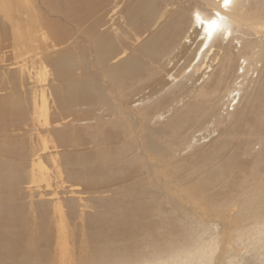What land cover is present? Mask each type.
Here are the masks:
<instances>
[{
    "label": "bare ground",
    "instance_id": "1",
    "mask_svg": "<svg viewBox=\"0 0 264 264\" xmlns=\"http://www.w3.org/2000/svg\"><path fill=\"white\" fill-rule=\"evenodd\" d=\"M65 1L77 20H92L88 48L40 57L48 83L41 92L24 95L23 74L0 75L1 128L25 120L27 110L61 125L41 147L0 137V264H210L209 244L171 255L183 235L180 210H189L181 201L210 213L236 197L250 218L264 213V0ZM14 2L0 0L2 16L23 10ZM50 30L61 44L60 30ZM185 94L182 108L152 123ZM222 106L231 112L210 142ZM252 134L263 138L256 154L246 147ZM192 141L209 143L175 160L172 152ZM46 143L64 149L50 158L53 170L39 161ZM242 150L251 158L241 159ZM49 177L87 194L89 204H31L35 215L26 216L14 199L18 184ZM263 231L257 227L250 246Z\"/></svg>",
    "mask_w": 264,
    "mask_h": 264
},
{
    "label": "rangeland",
    "instance_id": "2",
    "mask_svg": "<svg viewBox=\"0 0 264 264\" xmlns=\"http://www.w3.org/2000/svg\"><path fill=\"white\" fill-rule=\"evenodd\" d=\"M9 1L11 2V7H14V0ZM42 1L43 0H21L20 5H23V10L21 9V11L18 12V10L13 9L10 18H5L0 12V75L15 73L16 77L23 74L25 79L23 78V84H21L19 89H21L24 95L25 93L32 94L31 92L33 90L31 88L41 92V86L48 84L37 66L40 57H42V59L49 56L54 57L59 48H68L71 52L76 51L79 46H83L86 49L88 48L86 40L88 39L89 32H87V30L92 20L88 19V17L77 20L72 14V7L69 9L70 4L65 0L52 1L57 2L60 6L61 2L64 3V6L68 5V11L66 13L61 8L55 11V13L50 12L44 7ZM44 21H48V25H45ZM50 21L51 23L49 24ZM51 27L54 30L56 27L60 30L62 34L61 39L63 40L61 44H58L56 40H54L50 30ZM198 28H200L199 25ZM13 30L18 36L21 35L17 43H15V36L12 34V32H14ZM31 67L32 69H30ZM33 71H36V73ZM188 83L189 82H187V85ZM247 88H249V86ZM3 93H5V90L0 91L1 95ZM134 98L137 99V96ZM187 101L188 95H181L178 97L177 102L170 107V110L163 113L162 119H157L158 121L154 119L152 123L155 125H157V123L160 124L163 120L168 118L173 110L172 108L180 109ZM132 105L135 107H142L144 102L142 104L137 101L132 103ZM230 112L231 110L229 108L227 109L225 106L219 107V119H214L215 122L212 120V124H209L210 129L213 130L209 135L210 137H207L210 142L221 137L223 131L222 126L227 121V115ZM24 117L26 118L25 120L8 122L5 124L6 127H0V137H4L5 135L16 140H24L25 144H29H27L29 148L32 145L41 147L46 141L45 139L50 137V133L53 132V129L61 128V125L51 123L52 119L49 115H32L30 111L27 110ZM220 120H224V122L220 123ZM52 127L54 128L52 129ZM203 131L202 128L200 132ZM251 136L249 137L250 140L248 143L250 145L247 144L246 147L249 151L251 150L253 154H256L260 152L262 148L263 140L261 139L263 138L256 134H252ZM209 141H205L203 144L192 141L189 146L187 144L186 146H181L172 152L173 158H175V160H187L194 150L202 148L205 144L209 143ZM50 145L51 144L46 143L45 148H41L38 155L40 156L39 161L42 162V165L52 169L50 158L54 157L57 151L59 152V150L64 149H52ZM239 157L243 160L251 158L243 150L239 153ZM34 158L35 156L30 159L28 158L26 161L28 164L26 167L27 175L32 167L30 166L31 160ZM33 162L36 164L35 160ZM24 180L23 183L18 184L19 196L14 197V199L26 206L25 215L28 217L35 215V211H32L30 208L31 204H39L40 207H47L53 206V204L66 199H72L77 203L89 204V200L91 199L87 194L75 193L77 189L68 188L67 184H61L56 179L50 177L48 181L41 180L37 183L29 182L28 179ZM71 190L73 191L72 193L70 192ZM79 197L82 198L81 201L78 199ZM181 202L185 205V208L187 207V209H189L188 212H190V214L184 210H180V213L184 215V219L180 221L183 235L181 241L176 243L175 247H172L171 255L174 256L179 254L183 257L185 252L189 251L187 248L194 251V249L200 247V245L207 246L209 244L213 247V261L210 264H264V233L261 239L262 241L260 240L261 242H259L258 245L252 247L248 242V240H250L249 238L254 237L257 227L258 229L264 230L263 212L259 219L250 218L244 204H242V198L236 197H233L225 207H222L223 209L221 208V211H218L219 213L215 211H208L210 213L201 211V213H198L195 212L198 209H193V204H187L185 201ZM83 209L85 212L89 213L97 212L89 208ZM76 222L79 223L78 220ZM79 231L78 229H74L75 234L79 235ZM190 264L195 263L191 262Z\"/></svg>",
    "mask_w": 264,
    "mask_h": 264
},
{
    "label": "snow or ice",
    "instance_id": "3",
    "mask_svg": "<svg viewBox=\"0 0 264 264\" xmlns=\"http://www.w3.org/2000/svg\"><path fill=\"white\" fill-rule=\"evenodd\" d=\"M229 3V0H225V4L227 5Z\"/></svg>",
    "mask_w": 264,
    "mask_h": 264
}]
</instances>
